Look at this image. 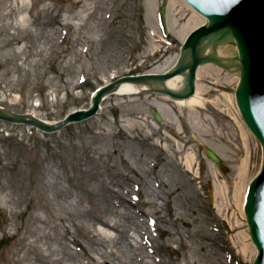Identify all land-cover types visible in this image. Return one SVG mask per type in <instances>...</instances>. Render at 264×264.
<instances>
[{"label": "rangeland", "instance_id": "1", "mask_svg": "<svg viewBox=\"0 0 264 264\" xmlns=\"http://www.w3.org/2000/svg\"><path fill=\"white\" fill-rule=\"evenodd\" d=\"M163 1L0 0V107L55 124L122 76L170 70L205 19L166 0L164 36ZM206 67L195 112L109 95L56 133L0 120V264H253L242 203L262 148L236 104L239 78ZM97 219L117 231L98 235Z\"/></svg>", "mask_w": 264, "mask_h": 264}, {"label": "water", "instance_id": "2", "mask_svg": "<svg viewBox=\"0 0 264 264\" xmlns=\"http://www.w3.org/2000/svg\"><path fill=\"white\" fill-rule=\"evenodd\" d=\"M206 22L194 29L181 47V56L175 66L162 74H140L123 76L99 88L91 98L87 109L75 110L56 124H45L30 115H14L0 107V120L12 124L26 125L45 133L58 132L64 127L86 121L94 117L107 93L123 82L154 81L165 82L187 72L186 90L173 93L167 90L149 93L168 96L173 100H186L195 93L196 75L199 67L220 62L209 56H201L199 48L208 39L215 41L231 40L238 51L240 78L235 90L236 103L241 116L262 146V167L250 182L244 203V213L249 235L256 247L257 255L253 264H264V0H184ZM167 2L164 0L159 9V22L163 33H168L165 19ZM157 122L162 118L150 109ZM206 155L219 167L228 180L221 158L207 149Z\"/></svg>", "mask_w": 264, "mask_h": 264}, {"label": "bare ground", "instance_id": "3", "mask_svg": "<svg viewBox=\"0 0 264 264\" xmlns=\"http://www.w3.org/2000/svg\"><path fill=\"white\" fill-rule=\"evenodd\" d=\"M20 21L24 22L25 17L24 14L20 16ZM199 52L201 56H209L212 58L217 59L220 62V65L222 66V70L227 72L229 75L234 76L235 78H240V62L238 57V51L234 44H231V40H222L220 42L215 41L213 39H208L205 42L202 43V45L199 48ZM205 66V68H204ZM210 65H203L199 67V72H197L196 75V82L198 80V77L205 75L206 72L211 67H206ZM217 67V66H216ZM204 68V69H203ZM186 73L182 75L175 76L171 79H168L165 82H154V81H140V82H123L118 85L114 89H112L109 93H107L106 96L109 95H117V96H132L137 94H149V93H157L164 90L173 92V93H183L186 90ZM198 76V77H197ZM204 91L203 87L195 86V93L192 97L186 100H173L168 96H163L166 98H169L176 102L178 105L188 106L190 110H193L194 112L197 111V108L202 107L203 101H202V92ZM242 136H244L242 134ZM245 167V163L241 165L239 168V175L238 178H244V175L242 174ZM243 175V177H242ZM218 191L220 190V187H216V195L218 197ZM239 196L240 192L239 190L236 191V194L234 195V201L236 206H238L239 203ZM244 205V200L242 203V207ZM98 235L105 236L110 231H117L118 226L116 224H111L106 221H102L97 219L96 221Z\"/></svg>", "mask_w": 264, "mask_h": 264}]
</instances>
